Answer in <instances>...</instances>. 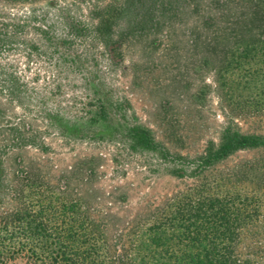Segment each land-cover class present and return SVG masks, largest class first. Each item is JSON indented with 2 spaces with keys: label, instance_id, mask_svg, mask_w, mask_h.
Listing matches in <instances>:
<instances>
[{
  "label": "trees",
  "instance_id": "trees-1",
  "mask_svg": "<svg viewBox=\"0 0 264 264\" xmlns=\"http://www.w3.org/2000/svg\"><path fill=\"white\" fill-rule=\"evenodd\" d=\"M0 1L35 5L57 0ZM195 1L110 0L94 7L90 23H67L69 39L54 34L47 16L35 9L20 15L0 10V264H264V133L242 131L231 116L219 141H209L196 156H183L158 141L131 103L115 98L94 73L88 118L67 120L53 111L40 128L28 114L11 110L26 111L30 98L29 83L7 60L11 53L80 69L84 63L66 52L82 45L79 40L87 43L91 37L113 56L124 39L154 34L166 19L175 18L181 3ZM217 3L223 7L228 1ZM248 3L240 16L232 15L236 21L230 26L222 25L231 17L223 8L205 23L216 29L212 42H226L218 73L230 90L231 109L264 117V0ZM51 131L119 140L132 154H154L167 174L190 184L154 211L112 231L110 218L91 208L75 188L80 175L83 180L95 175L88 162L56 179L43 161L28 154L32 149L50 153L46 140ZM241 152L254 157L225 165Z\"/></svg>",
  "mask_w": 264,
  "mask_h": 264
},
{
  "label": "rangeland",
  "instance_id": "rangeland-1",
  "mask_svg": "<svg viewBox=\"0 0 264 264\" xmlns=\"http://www.w3.org/2000/svg\"><path fill=\"white\" fill-rule=\"evenodd\" d=\"M109 1L57 0L35 5L0 1V10L20 15L35 9L47 16L54 34L69 39L67 23L76 19L90 23L94 7ZM227 1L223 7L217 0L181 3L175 18L166 19L159 31L150 36L127 37L113 56L99 41L90 37L87 43H82L85 39H81L77 43L82 45L66 51L84 63L80 69L68 63L55 65V61L43 56L29 59L22 51L11 53L7 60L16 65L30 85L26 111L14 106L11 110L16 109L18 115L28 114L40 128H44L43 118L53 111L67 120L88 118L93 104L89 79L94 73L115 98H125L131 103L140 122L154 132L158 141L183 156H196L209 141H219L231 116L237 118L235 122L242 131L264 133V117H248L231 109L226 98L230 90L222 85L218 73L226 42L223 39L212 42L216 29L208 28L205 20L211 21L218 9L223 8L231 17L222 19V25L230 26L236 21L232 15L240 16L249 6L248 0ZM46 142L50 153L43 155L32 149L28 154L43 161L45 170L56 179L65 178L71 168L83 161L96 170L90 179L77 177L73 186L91 208L110 218L112 231L154 211L190 184L167 174L154 154H132L116 139L62 137L51 131ZM253 157V153L241 152L225 165L232 167ZM15 264L25 261L18 260Z\"/></svg>",
  "mask_w": 264,
  "mask_h": 264
}]
</instances>
